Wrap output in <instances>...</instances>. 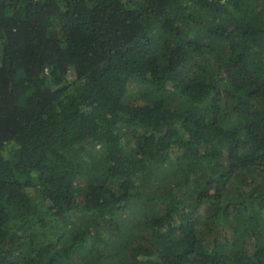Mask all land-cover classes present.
Listing matches in <instances>:
<instances>
[{"label":"trees","instance_id":"1","mask_svg":"<svg viewBox=\"0 0 264 264\" xmlns=\"http://www.w3.org/2000/svg\"><path fill=\"white\" fill-rule=\"evenodd\" d=\"M0 264H264V0H0Z\"/></svg>","mask_w":264,"mask_h":264},{"label":"rangeland","instance_id":"2","mask_svg":"<svg viewBox=\"0 0 264 264\" xmlns=\"http://www.w3.org/2000/svg\"><path fill=\"white\" fill-rule=\"evenodd\" d=\"M71 73H72V75L69 76V79H71L73 77V72H71ZM133 87H135V83L134 84H130L129 89H128V93L129 92H134L135 88L133 89Z\"/></svg>","mask_w":264,"mask_h":264}]
</instances>
